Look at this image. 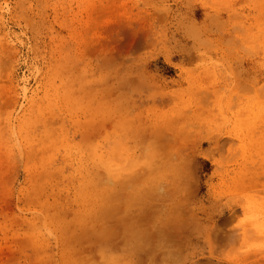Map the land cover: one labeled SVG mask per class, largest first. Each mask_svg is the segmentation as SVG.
Masks as SVG:
<instances>
[{
	"label": "rangeland",
	"instance_id": "rangeland-1",
	"mask_svg": "<svg viewBox=\"0 0 264 264\" xmlns=\"http://www.w3.org/2000/svg\"><path fill=\"white\" fill-rule=\"evenodd\" d=\"M92 263L264 264V0H0V264Z\"/></svg>",
	"mask_w": 264,
	"mask_h": 264
},
{
	"label": "bare ground",
	"instance_id": "bare-ground-1",
	"mask_svg": "<svg viewBox=\"0 0 264 264\" xmlns=\"http://www.w3.org/2000/svg\"><path fill=\"white\" fill-rule=\"evenodd\" d=\"M225 224V223H224ZM92 264H95V263H92Z\"/></svg>",
	"mask_w": 264,
	"mask_h": 264
}]
</instances>
